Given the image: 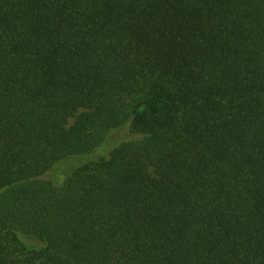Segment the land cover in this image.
<instances>
[{
	"label": "trees",
	"instance_id": "obj_1",
	"mask_svg": "<svg viewBox=\"0 0 264 264\" xmlns=\"http://www.w3.org/2000/svg\"><path fill=\"white\" fill-rule=\"evenodd\" d=\"M0 264H264V0H0Z\"/></svg>",
	"mask_w": 264,
	"mask_h": 264
},
{
	"label": "rangeland",
	"instance_id": "obj_2",
	"mask_svg": "<svg viewBox=\"0 0 264 264\" xmlns=\"http://www.w3.org/2000/svg\"><path fill=\"white\" fill-rule=\"evenodd\" d=\"M127 131H116L113 133H110L107 137V140L104 142V147L97 150L94 154H92L91 156L88 155L87 157H84L83 159H78V158H74L71 163H69L68 165H70L69 167L74 168L75 166H79L84 162H87L89 160L95 159L97 158L98 155H100L101 153H109L118 143H120L123 139H125V137L127 136ZM67 165V167H68Z\"/></svg>",
	"mask_w": 264,
	"mask_h": 264
}]
</instances>
